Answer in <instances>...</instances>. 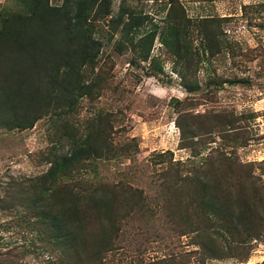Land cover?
I'll return each mask as SVG.
<instances>
[{
    "label": "rangeland",
    "instance_id": "1",
    "mask_svg": "<svg viewBox=\"0 0 264 264\" xmlns=\"http://www.w3.org/2000/svg\"><path fill=\"white\" fill-rule=\"evenodd\" d=\"M85 6L81 88L0 121V264H264V0ZM30 8L0 0V28ZM88 140L39 223L38 178Z\"/></svg>",
    "mask_w": 264,
    "mask_h": 264
},
{
    "label": "trees",
    "instance_id": "2",
    "mask_svg": "<svg viewBox=\"0 0 264 264\" xmlns=\"http://www.w3.org/2000/svg\"><path fill=\"white\" fill-rule=\"evenodd\" d=\"M26 1L30 12L7 15L0 28V91L4 94L0 108L5 107L7 114L0 112V121L22 130L33 127L46 109L58 105L54 101L60 99L57 93L61 90L76 85L68 89L67 97H72L81 88V62L91 59L87 53L97 47L87 35L86 0H65L59 8H52L48 0ZM85 142L87 148L74 149L52 162L48 173L38 178L42 187L34 185L37 196L29 199L35 208H29V214L39 223L50 219L47 197H57L70 188L67 183L62 186L60 178L86 169L76 166L91 160L94 149L89 140ZM191 183L197 191L204 187L198 185L200 178ZM72 197L81 208L85 197Z\"/></svg>",
    "mask_w": 264,
    "mask_h": 264
}]
</instances>
